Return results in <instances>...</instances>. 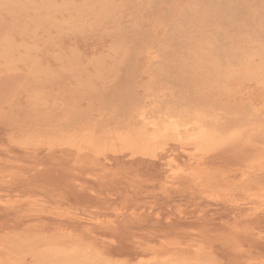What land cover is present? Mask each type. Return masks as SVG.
<instances>
[{"label":"bare ground","instance_id":"6f19581e","mask_svg":"<svg viewBox=\"0 0 264 264\" xmlns=\"http://www.w3.org/2000/svg\"><path fill=\"white\" fill-rule=\"evenodd\" d=\"M117 5L0 46V264H264V0Z\"/></svg>","mask_w":264,"mask_h":264},{"label":"rangeland","instance_id":"374dc122","mask_svg":"<svg viewBox=\"0 0 264 264\" xmlns=\"http://www.w3.org/2000/svg\"><path fill=\"white\" fill-rule=\"evenodd\" d=\"M122 1L124 0H0V46L1 44H4L5 48L11 47L15 45L17 41L28 40L29 36H27V33L29 31H37L38 33L41 32V34H47L48 31L57 32L60 27H56L58 25H56L55 23H57L58 21L60 22V20L55 19L54 16L62 17L64 15H70V18L74 15L94 18L112 17L122 10V5H117L118 2ZM166 1L168 0H158V3ZM175 2L177 5L175 11L178 8H181L186 15L185 18L189 21H191L192 18L197 17L203 8H206V14L220 12L223 10L224 6H228V9L231 12L235 11L236 14L246 11H255L259 8V6H255L252 8H242L241 0H175ZM102 7L105 9L104 11L100 10V8ZM175 18L176 23H173V29L175 31L181 32V20L178 19L177 16H175ZM30 19L35 21L38 25H42L43 27L36 26L37 24L33 23L35 28L32 27L33 30L31 28L29 29ZM53 20L55 23H53ZM46 23H52L53 25L50 24L49 27V25ZM38 27H40L39 30ZM51 27H53L55 30ZM131 29L136 28L132 27ZM192 29L193 27L191 28V30ZM253 30H257V27L253 28ZM60 38L61 37H59V39ZM59 41H61V39ZM59 41L57 39L55 42V44L57 43V47L60 45ZM19 45L22 44L20 43ZM115 49H122L123 51H126L132 49V47L129 41L120 42L119 45H114L111 42L106 41V45L102 48V51L104 53H109ZM59 52H61V50ZM5 54H7V52L0 53V66L2 64L7 65L6 67H2L5 68L2 73H13L14 70L10 68L13 56L6 57ZM51 59L48 58L47 60L49 61ZM38 66L40 67V65ZM49 83L48 80H46L47 86L53 87V84H51V82ZM53 93L54 92H52V90H45V92L39 90L37 94H35L37 96L46 95V97H48L46 100H48L49 102V100H55L54 98L58 96V93H54L55 95ZM23 99H25V97H23ZM26 100H28V98L25 99V101ZM148 195L152 196V194ZM130 257L131 256L128 253H125L122 256L114 259L103 260L100 258L98 259V263L96 261L95 264H128V258Z\"/></svg>","mask_w":264,"mask_h":264}]
</instances>
